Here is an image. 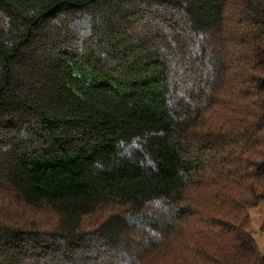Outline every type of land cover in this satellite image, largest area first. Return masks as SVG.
Segmentation results:
<instances>
[{"label":"trees","instance_id":"16d2710c","mask_svg":"<svg viewBox=\"0 0 264 264\" xmlns=\"http://www.w3.org/2000/svg\"><path fill=\"white\" fill-rule=\"evenodd\" d=\"M3 196L0 264H264V0H0Z\"/></svg>","mask_w":264,"mask_h":264},{"label":"rangeland","instance_id":"374dc122","mask_svg":"<svg viewBox=\"0 0 264 264\" xmlns=\"http://www.w3.org/2000/svg\"><path fill=\"white\" fill-rule=\"evenodd\" d=\"M13 201L8 200L5 196L2 197L0 208L3 211L11 212L13 215L9 216L15 223L21 224L30 228H41L44 230H51L57 225L58 217L51 209L43 206L40 208H31L26 205L14 207ZM10 215V213H8ZM111 212L108 209H102L94 215L84 220V227L87 231L93 230L101 222H103ZM264 210L263 208L258 212L251 214V218L247 227V231L256 240L259 249L264 253V232L260 228L263 224Z\"/></svg>","mask_w":264,"mask_h":264}]
</instances>
